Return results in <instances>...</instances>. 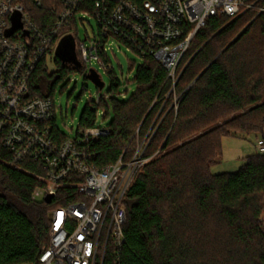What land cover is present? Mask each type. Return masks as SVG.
<instances>
[{
	"label": "trees",
	"instance_id": "trees-1",
	"mask_svg": "<svg viewBox=\"0 0 264 264\" xmlns=\"http://www.w3.org/2000/svg\"><path fill=\"white\" fill-rule=\"evenodd\" d=\"M36 1L21 0L49 34L60 4ZM68 38L80 46L77 34ZM54 55L57 72H49L44 57L30 82L31 97L54 98L59 82L85 68L82 57L71 62ZM108 73L110 89L87 104L78 127L95 126L101 109L105 119L112 117L109 135L89 145L91 161L99 168L121 157L129 162L142 144L146 163L124 198L125 243L109 241L104 264H264V155L247 157L235 173L211 172L223 137H264V103L253 107L264 94V12L209 19L183 56L176 85L146 56L134 76L135 92L121 101L120 82L114 70ZM56 124L57 118L52 125L66 137ZM9 157L0 147V264H39L50 243L49 211L75 201L76 191L61 189L51 204L33 201L44 184L39 166L9 167L2 163Z\"/></svg>",
	"mask_w": 264,
	"mask_h": 264
},
{
	"label": "built area",
	"instance_id": "built-area-1",
	"mask_svg": "<svg viewBox=\"0 0 264 264\" xmlns=\"http://www.w3.org/2000/svg\"><path fill=\"white\" fill-rule=\"evenodd\" d=\"M56 1L61 11L52 30L44 34L21 0H0V147L10 153L2 163L13 168L25 162L39 166L38 179L44 184L34 191L33 201L48 196L54 200L64 188L76 191L75 201L50 211V243L39 264H104L109 241L121 247L126 240L124 198L144 165L143 145L129 162L121 157L105 168L93 164L89 145L110 130L95 125L78 128L74 136L57 133L52 125L58 113L55 99L30 96V82L40 62L51 48L55 54L63 28L85 12L96 20L99 40L91 48L80 46L83 64L96 62L107 72L113 70L104 56L118 40L142 59L152 56L176 85L178 66L209 19L234 20L249 10L262 13L264 0ZM36 5L41 6V0ZM16 13L22 15L21 28L9 36ZM100 99L99 95L96 101ZM256 147L264 155V137Z\"/></svg>",
	"mask_w": 264,
	"mask_h": 264
},
{
	"label": "rangeland",
	"instance_id": "rangeland-1",
	"mask_svg": "<svg viewBox=\"0 0 264 264\" xmlns=\"http://www.w3.org/2000/svg\"><path fill=\"white\" fill-rule=\"evenodd\" d=\"M54 5L57 6L58 4L54 2ZM80 19L85 20V23L83 24ZM244 28L245 26L239 28L237 32L233 34V38ZM61 33L62 35L59 38L58 45H61L69 35L73 34L78 35V44L80 46L86 45L87 48H91L92 43L99 40L96 20L91 14L85 12L77 16L76 21H73L70 26L64 27ZM113 41V45L108 46L106 56L109 59V66L114 70V76H116L120 82L118 97L121 101H127L136 90L134 76L137 68L143 64V59L124 43L118 40ZM76 46L77 45L72 42V55L75 59H78L81 57V51L80 46L78 48ZM54 58L55 55L52 52L47 55V65L50 73L57 72L58 70ZM84 65L85 68L83 72H71L66 80L59 82L54 93L55 103L58 108L56 125L60 133L65 136H74L87 104L91 100L96 101L101 92L91 80L87 79L88 71L91 69L95 70L105 83L102 94L107 92L112 85V75L100 64L92 62L91 64ZM176 103L177 101H175L174 105ZM262 103H264V94L262 100L258 104L253 105V107ZM247 110L249 109L231 114L228 120H231L234 116L244 113ZM104 116V111L101 109L96 119V126L107 127L111 124L112 117L105 119ZM256 144L257 135L255 134L242 135L239 137H223L222 155L218 158V163L211 168L212 174L237 172L243 166L247 157L258 154ZM140 146H142V144H140ZM145 163L146 160H144V164Z\"/></svg>",
	"mask_w": 264,
	"mask_h": 264
},
{
	"label": "water",
	"instance_id": "water-1",
	"mask_svg": "<svg viewBox=\"0 0 264 264\" xmlns=\"http://www.w3.org/2000/svg\"><path fill=\"white\" fill-rule=\"evenodd\" d=\"M21 17H22L21 13H16V14H14L12 16V19L11 20H12L13 27L8 31V35L9 36H12L14 33H16V31H18L21 28ZM57 55L60 56V57H62V58L67 59L68 61H71V62L72 61H75V58L72 55V42H71V40L69 38L65 39L61 43V45H59V47L57 49ZM206 70L207 69H205L199 75V77L195 80V82L204 74V72ZM87 79L91 80L101 91L104 89L105 83L101 80L99 74L95 70H91L90 71V73L87 75ZM52 201H53V197L52 196H48L45 199V202L47 204H51Z\"/></svg>",
	"mask_w": 264,
	"mask_h": 264
}]
</instances>
